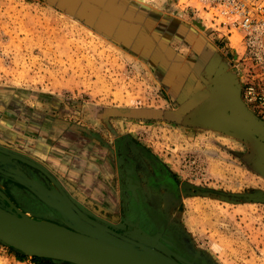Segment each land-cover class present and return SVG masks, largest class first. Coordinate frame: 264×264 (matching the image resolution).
<instances>
[{"label": "rangeland", "instance_id": "374dc122", "mask_svg": "<svg viewBox=\"0 0 264 264\" xmlns=\"http://www.w3.org/2000/svg\"><path fill=\"white\" fill-rule=\"evenodd\" d=\"M61 2L0 0V118L16 109L6 102L17 106L28 100L59 103L70 112L71 121L95 125L124 143H138L149 156L135 155L142 163L138 178L158 169L170 172L178 185L177 195L168 196L160 189L157 196L161 199L158 209L166 218L164 227L170 234L174 233L168 228L176 230L189 254L190 259L176 254L182 263L264 264V202L232 197L264 193V138L235 119L226 128L210 122L212 109L219 103L221 78L231 73V91L237 86L241 98L242 87L257 75V69L244 60L240 37L227 38L205 27L206 22L192 12L191 0L121 1L127 8L148 10L149 19L167 18L163 24L168 29L175 21H189L198 32L205 30L221 39L220 44L216 41L224 46L219 50V72L225 75L218 76L220 67L206 72L203 62L197 63L198 73L191 74L187 89H183L188 93L184 103L172 99L170 89L158 81L162 75L149 61L153 60L150 55L142 57L148 63L138 59L140 55L133 57L132 49H122L106 39L68 12L66 5L58 8ZM184 53L194 54L189 49ZM188 76L182 74V81ZM110 109H152L167 116L119 117L108 115ZM216 121L222 124L227 120ZM150 157L157 161L155 165ZM140 183L144 188L143 180ZM0 185L4 186L1 179ZM111 225L120 230L118 233L133 234L124 224L121 228L118 223ZM15 252L0 244V264H35L29 257L20 261Z\"/></svg>", "mask_w": 264, "mask_h": 264}, {"label": "crops", "instance_id": "0c3cea01", "mask_svg": "<svg viewBox=\"0 0 264 264\" xmlns=\"http://www.w3.org/2000/svg\"><path fill=\"white\" fill-rule=\"evenodd\" d=\"M121 1L84 0L86 6L83 12L77 6L71 9L84 15L85 20L92 27L95 24H100L101 31L104 32V34L101 33L103 37L115 44L117 43L122 49L128 46L137 47L139 52H137L138 50L132 51L133 57L136 58L140 55L141 57L138 58V56L137 58L144 62L146 61L143 60L144 57L150 55L153 60L147 59L155 65L158 73L162 75L158 76V81L166 89H170L172 99L177 97V100L183 102L187 98L188 93L185 90L189 85L191 74L198 73L197 63L202 61L204 65L202 69L206 72L222 66L219 50L223 49L224 46L216 44V41L220 44L221 39L209 35L205 30L198 32L194 26L192 27L193 24L186 21V18L182 16L179 18L188 24L175 21L173 28L168 29L163 24L167 18L163 17L157 21L153 20L154 24L151 27L148 23L150 20L148 10H139L136 7L127 8ZM158 15L160 14L157 13ZM138 26L140 30L133 33L131 37L133 41L127 45L126 39L130 34V28H138ZM138 41L139 43H137ZM225 47H230V43H225ZM185 48L194 54L184 53ZM182 58L185 59L184 62H182L183 60L180 61ZM217 70L218 76L225 75L224 72L220 74L221 67L220 70ZM166 72L169 75L165 76ZM182 74L189 75L188 79L186 78L187 81H182L184 77ZM221 80H223V84L219 88L218 95L220 104L217 102L216 105L218 106L215 107L214 105L210 114V122L226 128L233 119L238 121L235 118L239 116L236 97L242 107L245 110L247 108L240 98V90L238 93L235 89L233 92L231 91V73L223 76ZM7 103L16 109H9L5 113L7 117L4 115L2 119L0 118L2 120L0 131L3 130L0 132V147L27 157L44 168L67 196L86 212L90 219H107L108 223L117 224L118 219H120V202L123 192L120 180L121 173L115 164L119 147L114 143L119 140V137L116 134H105L99 127L90 123L78 124L76 121H71L70 112L64 111L59 103H39L32 100H28L20 106L10 104V102H6V105ZM182 108L179 109V112L182 111ZM226 111L229 112L228 117L225 114ZM66 115L69 117L66 118ZM223 119L227 120L226 123L218 124L216 121ZM102 123L108 125V121ZM1 162L3 163H0V179L3 185H8V183L21 185L20 187L25 192L31 194L34 199L40 201L47 208L55 211L62 220L72 219L70 215L76 216L70 207L64 208L65 212L62 213L58 210L62 206L55 200L40 198L37 193L32 192L31 183L25 182L18 175L21 172L32 183L48 190L56 189L54 184L41 172L29 165L16 162L9 156ZM62 222L58 224H62Z\"/></svg>", "mask_w": 264, "mask_h": 264}, {"label": "water", "instance_id": "95a60500", "mask_svg": "<svg viewBox=\"0 0 264 264\" xmlns=\"http://www.w3.org/2000/svg\"><path fill=\"white\" fill-rule=\"evenodd\" d=\"M61 3L64 4V1ZM65 4L67 5L66 2ZM94 28L101 30V25L95 24ZM236 101L239 116L234 117L246 129L264 138V123L245 110L237 97ZM107 112L108 115L138 119H162L167 116L162 111L152 109H110ZM0 154V163L9 156L16 162L29 165L41 172L56 189L48 190L32 183L21 172L18 175L25 182L31 183L32 192L37 193L40 198L55 200L62 206L63 209L58 208L62 213L65 212L64 208L70 207L76 215L69 214L72 219H64L62 224L33 218L16 208L0 191V196L12 206V210L0 207V244L29 258L38 257L68 264H184L176 254L165 248L162 234L148 235L137 224L128 221L126 224L133 234L118 233L107 226L109 224L117 228L107 221L90 219L40 165L2 147ZM232 197L264 202L262 192ZM222 198L229 201L225 196ZM118 226L121 228L123 224ZM154 250H162L164 257L157 255ZM171 255L176 257L172 258Z\"/></svg>", "mask_w": 264, "mask_h": 264}, {"label": "flooded vegetation", "instance_id": "af4514ba", "mask_svg": "<svg viewBox=\"0 0 264 264\" xmlns=\"http://www.w3.org/2000/svg\"><path fill=\"white\" fill-rule=\"evenodd\" d=\"M114 144H117L119 147L115 164L121 173L120 180L123 189L120 202V219L117 223L124 224L125 229H127L125 221L129 220L134 222V219H137L139 216L141 222L147 226L148 232L158 229L160 233H162V237L165 234L170 235L167 239L174 243V247H170V251L184 259H190L185 247L179 242V237L175 234H170L167 228L164 227L166 218L164 213L158 209V206L161 205V199L157 196L160 189L165 191L168 196L177 195L178 185L174 177L168 171H160L157 169L158 171L154 170V174L146 173L144 174V178H138V170L141 169L142 163L139 160L136 161L135 155L137 152L135 150L133 152V149L136 148L137 151L145 155L144 157L147 159H149V156L139 148L140 146L138 143H124V141L118 140ZM126 151H128V155H126ZM150 161L153 164L157 163L152 157H150ZM142 180L144 182V188L140 183ZM20 186H17L16 183H8V185H0V191L16 208L28 216L55 223H60L62 221L55 211L47 208L40 201L34 199L31 194L25 192ZM124 189H128L129 192L125 194ZM0 207L5 210H12V206L1 196ZM144 220H149V223H145ZM112 229L115 230L113 227ZM116 231L120 232V230Z\"/></svg>", "mask_w": 264, "mask_h": 264}, {"label": "built area", "instance_id": "2783aa9c", "mask_svg": "<svg viewBox=\"0 0 264 264\" xmlns=\"http://www.w3.org/2000/svg\"><path fill=\"white\" fill-rule=\"evenodd\" d=\"M191 10L205 27L225 37L237 35L244 60L257 69L241 89V100L264 123V0H191Z\"/></svg>", "mask_w": 264, "mask_h": 264}, {"label": "trees", "instance_id": "16d2710c", "mask_svg": "<svg viewBox=\"0 0 264 264\" xmlns=\"http://www.w3.org/2000/svg\"><path fill=\"white\" fill-rule=\"evenodd\" d=\"M60 1H64V4H62V3L60 4L59 3L58 4V8L63 9L62 7H64L66 5L65 2H67V5L66 6L69 7V8H66V9H68L67 11L70 12V13H72L73 15H75L78 19L83 20L86 23V25H89L90 27H92V25L87 20H85L84 15H81L78 11H75V10L72 11V9H71L72 7H76L77 6V8L78 9L81 8L80 10L83 12L84 11V8L86 6L84 0H71V1L70 0H60ZM117 8H119V7H117ZM153 17H156L157 18V16H155V15H153ZM153 20L154 19L150 18V20H148V23L151 24ZM92 28L94 30H97L99 33H103L104 34V32L101 31L100 29H95L94 27H92ZM135 28L136 27H131L130 28L131 29L129 31L130 34L128 35V37L126 39L127 45L131 44V42L133 41V39L131 37L133 36V33L136 32V29ZM137 43H139V41ZM128 48L132 49L133 51H137V49H138L137 47H132L131 48L129 46H128ZM10 250L13 251V249H11V248H10ZM15 254H16L17 258L20 261H23V260H26L27 259V257L25 255H23V254H21L19 252H15ZM31 260L35 264H68V263H63V262H59V261H54V260H51V259H42V258H38V257H33V258H31Z\"/></svg>", "mask_w": 264, "mask_h": 264}, {"label": "bare ground", "instance_id": "6f19581e", "mask_svg": "<svg viewBox=\"0 0 264 264\" xmlns=\"http://www.w3.org/2000/svg\"><path fill=\"white\" fill-rule=\"evenodd\" d=\"M134 220L135 221L132 222V223L137 224L144 233H146L148 235H155V234L160 233V230H158V229H154L152 232H148L147 226L144 223L141 222V219H139V216H138L137 219H134ZM144 222L148 224L149 223V220H144ZM168 229L171 230L174 234H177L175 229H172V228H168ZM168 237H170L169 234H165L163 236L164 246H165L166 249H169L170 250V247H174V243L172 241H170L169 239H167ZM154 252L157 255L164 257V252L162 250H154Z\"/></svg>", "mask_w": 264, "mask_h": 264}]
</instances>
